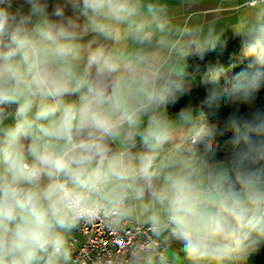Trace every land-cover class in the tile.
<instances>
[{
	"label": "clouds",
	"instance_id": "obj_1",
	"mask_svg": "<svg viewBox=\"0 0 264 264\" xmlns=\"http://www.w3.org/2000/svg\"><path fill=\"white\" fill-rule=\"evenodd\" d=\"M81 20L111 43H84ZM196 32L144 0H0V264H71L68 234L101 216L179 242L185 264L264 246V105L249 111L264 73L212 82L214 99L243 106L224 117L227 162L191 111H162ZM240 43L264 68V14Z\"/></svg>",
	"mask_w": 264,
	"mask_h": 264
},
{
	"label": "trees",
	"instance_id": "obj_2",
	"mask_svg": "<svg viewBox=\"0 0 264 264\" xmlns=\"http://www.w3.org/2000/svg\"><path fill=\"white\" fill-rule=\"evenodd\" d=\"M241 36L243 35L228 34L210 51L192 49L185 59L182 74L176 79L180 90L174 93L171 103L166 104L167 110L173 113L198 107L203 117L198 128L214 131V147L218 158L225 162L230 151L226 141L231 133L224 128V117L234 108L243 110V106L230 103L227 97L223 100L214 99L215 88L212 82L219 78L223 82L221 90L226 91L235 82L234 77L238 73H264V68L252 66L251 60L242 53ZM256 105H264V90L257 96L254 104L249 106V111ZM248 262L264 264V246L250 255Z\"/></svg>",
	"mask_w": 264,
	"mask_h": 264
},
{
	"label": "built area",
	"instance_id": "obj_3",
	"mask_svg": "<svg viewBox=\"0 0 264 264\" xmlns=\"http://www.w3.org/2000/svg\"><path fill=\"white\" fill-rule=\"evenodd\" d=\"M264 0H248L253 6ZM75 235L68 239L73 249V259L83 264H118L129 260L139 249L137 264L147 252H154L156 257L163 254V245L146 225L137 222L113 229L103 216L83 220L74 229ZM123 242V243H121Z\"/></svg>",
	"mask_w": 264,
	"mask_h": 264
},
{
	"label": "rangeland",
	"instance_id": "obj_4",
	"mask_svg": "<svg viewBox=\"0 0 264 264\" xmlns=\"http://www.w3.org/2000/svg\"><path fill=\"white\" fill-rule=\"evenodd\" d=\"M175 2H178L179 14L175 22L178 21L180 26L186 25L197 30L196 43L191 45V50L213 48L228 34L234 36L248 34L257 24V17L264 14V1L253 6L245 5L241 9L235 7L241 0H176ZM190 111L199 119L198 128L202 123V113L198 107H193ZM250 255L228 264H250L248 262Z\"/></svg>",
	"mask_w": 264,
	"mask_h": 264
},
{
	"label": "crops",
	"instance_id": "obj_5",
	"mask_svg": "<svg viewBox=\"0 0 264 264\" xmlns=\"http://www.w3.org/2000/svg\"><path fill=\"white\" fill-rule=\"evenodd\" d=\"M176 0H144V3L147 4V3H155V4H161V5H165L166 6V11H167V17L168 19L170 20L171 24L173 26H180V24H178V21L175 22V20L177 19V17H179V14L177 13V6H178V2L176 3L175 2ZM247 1L248 0H241V2H239L237 5H235V7L237 9H241L242 7H244L245 5H249L247 4ZM80 24H81V36L83 38V42L84 43H88V42H91L93 41V39L95 38L96 39V43H111L109 41H105L103 38H97L96 37V34L94 33H91L87 27L84 25L83 23V20L80 21ZM95 46V44L93 45ZM123 43L121 45H119L118 47H121L123 48ZM191 51V49H190ZM189 51V52H190ZM187 56H185L183 58V60H179L177 59L175 56L172 57V61L170 62L171 65H172V68H173V71L175 73V76H174V79H177L181 74H182V71H183V68H184V62H185V59H186ZM192 108H189V109H184V110H189ZM184 110H181V111H184ZM162 111L168 116L169 119L171 120H176L179 116V112H169L167 110V107H166V104L163 106L162 108ZM196 118V125L198 124V120L197 119V116H194ZM132 222H135V221H131V222H123L122 225H129L131 224ZM75 235V231L73 230L71 233L68 234V239ZM156 237V236H155ZM160 242L161 244L163 245V254L167 255L168 257V261H169V264H185V261L183 259V253L180 251V244L179 242L177 241H174V240H171V239H165L163 237H156ZM71 251H72V262L71 264H83L82 262H79V261H76L73 259V249L71 247ZM159 257H157L158 259Z\"/></svg>",
	"mask_w": 264,
	"mask_h": 264
}]
</instances>
